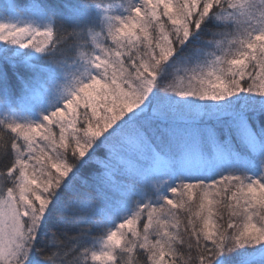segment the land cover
<instances>
[{"label": "snow or ice", "instance_id": "obj_1", "mask_svg": "<svg viewBox=\"0 0 264 264\" xmlns=\"http://www.w3.org/2000/svg\"><path fill=\"white\" fill-rule=\"evenodd\" d=\"M0 159V264H264V0H0Z\"/></svg>", "mask_w": 264, "mask_h": 264}, {"label": "trees", "instance_id": "obj_2", "mask_svg": "<svg viewBox=\"0 0 264 264\" xmlns=\"http://www.w3.org/2000/svg\"><path fill=\"white\" fill-rule=\"evenodd\" d=\"M116 0H89L90 3H100L102 5H110L113 4ZM12 2L16 3L17 5H26L29 3V0H12ZM58 2H64V0H58ZM75 2V0H73ZM2 159H0V163H2ZM91 236L96 238L97 243L102 239V233L101 232H93L91 233Z\"/></svg>", "mask_w": 264, "mask_h": 264}, {"label": "rangeland", "instance_id": "obj_3", "mask_svg": "<svg viewBox=\"0 0 264 264\" xmlns=\"http://www.w3.org/2000/svg\"><path fill=\"white\" fill-rule=\"evenodd\" d=\"M116 2H117V0H116V1H114V3H116ZM114 3H113V4H114Z\"/></svg>", "mask_w": 264, "mask_h": 264}]
</instances>
